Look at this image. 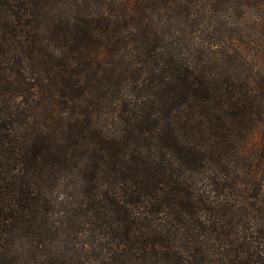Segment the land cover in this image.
<instances>
[{"label":"trees","instance_id":"obj_1","mask_svg":"<svg viewBox=\"0 0 264 264\" xmlns=\"http://www.w3.org/2000/svg\"><path fill=\"white\" fill-rule=\"evenodd\" d=\"M0 264H264V0H0Z\"/></svg>","mask_w":264,"mask_h":264}]
</instances>
